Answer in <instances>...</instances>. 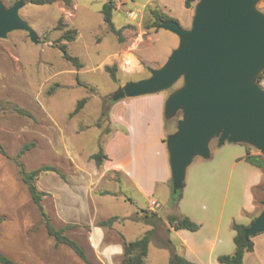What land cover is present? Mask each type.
<instances>
[{"label":"rangeland","instance_id":"rangeland-1","mask_svg":"<svg viewBox=\"0 0 264 264\" xmlns=\"http://www.w3.org/2000/svg\"><path fill=\"white\" fill-rule=\"evenodd\" d=\"M0 1L9 8L18 0ZM115 1L113 22L117 29H122L123 42L109 31L103 20L101 11L108 0H74L69 8L61 1L43 6L25 1L19 14L34 31L35 40L27 31L12 32L6 39L0 40V144L11 158H15L23 146L35 144L20 159L27 172L42 166H54L59 170L60 174H41L36 185L39 191L46 193L42 203L54 227L65 229L67 236L81 242L88 236L86 220L81 219L86 215V156L95 154L99 145L104 147L114 130L120 129L119 124L110 121V115L113 106L125 99L113 101L112 97L121 86L146 79L151 69L161 67L167 60L163 59L169 46L176 44L178 39L161 28L157 33H154L157 30L145 29L150 22V9L161 7L164 12L166 3L162 0ZM180 1L173 2L182 22L184 9ZM195 6L196 3L193 15ZM256 8L264 13V0ZM130 12H135L137 19L132 20L128 15ZM61 18L65 26L57 30ZM181 26L189 29L191 23L183 21ZM67 30L77 31L76 40L72 43L61 40ZM61 44H67L68 54L79 59L81 68L64 58L58 48ZM114 65L117 66V81L112 80L105 70L107 66ZM182 84L183 80L164 93L170 95ZM82 99H87V103L72 116ZM14 107L28 111L31 117L19 115ZM104 111L106 114H103ZM182 116V112H178L167 121L165 138L176 131ZM147 134L153 136L151 130ZM216 146V139L210 142L211 156L222 149ZM251 149L252 153L261 155L260 151ZM193 167H189L187 172ZM189 183L188 179L184 189L178 193L189 192ZM263 188L264 181L260 191L255 192L258 214L262 210L260 200L264 199ZM104 189L119 193L95 198L94 206L105 207L100 208V215L104 218L133 216L134 220L121 227L128 240L138 239L152 229L143 212L148 208L149 199L133 189L116 187L109 182H104ZM213 189L211 197L213 202H217L218 210L238 203L237 200L231 206L234 201H229L233 196L229 189L226 191L221 186ZM205 191H195L194 199L205 201V198L198 197L205 196ZM156 196H161L158 212L161 206L167 212L173 210L176 202L173 200L172 184L171 193L158 192ZM208 205L201 202L199 206L204 210ZM161 214L165 216L164 212ZM0 218V251L17 263L84 264L69 248L56 246L54 239L48 236L41 214L33 204L18 168L1 154ZM113 224L119 226L116 222ZM165 236L166 228L163 227L152 239L160 245L158 239ZM259 237H264V232L253 236V239ZM163 253L166 252L153 242L150 244L153 264H163Z\"/></svg>","mask_w":264,"mask_h":264},{"label":"water","instance_id":"water-1","mask_svg":"<svg viewBox=\"0 0 264 264\" xmlns=\"http://www.w3.org/2000/svg\"><path fill=\"white\" fill-rule=\"evenodd\" d=\"M261 0H198L191 27L163 21L160 28L178 37L159 68L146 79L128 82L113 95V101L166 92L183 80L182 87L168 95L164 117L178 112L182 119L166 138L173 194L182 191L188 168L197 157L209 159L210 142L245 144L264 157V89L258 78L264 72V13ZM24 0L7 8L0 1V40L15 31L35 33L19 14ZM264 191V188H263ZM262 210L245 231L249 239L264 232Z\"/></svg>","mask_w":264,"mask_h":264},{"label":"crops","instance_id":"crops-1","mask_svg":"<svg viewBox=\"0 0 264 264\" xmlns=\"http://www.w3.org/2000/svg\"><path fill=\"white\" fill-rule=\"evenodd\" d=\"M173 1L175 0H162L166 3L162 6L166 14L180 22L181 14L175 11ZM180 3H183L184 9L180 25L183 21L186 24L192 23V10L185 7V0H181ZM177 45L178 39L176 44L169 46L168 54L166 53L163 60L169 57ZM167 98L168 95L163 92L125 99L123 103L113 106L110 121L119 124L120 129L116 128L104 144L108 160L98 167L91 160L92 155L86 156V215L84 214L81 219L86 220L88 236L84 242L76 241L85 252L89 249L86 253L92 264H121L124 242L134 241L128 240L121 229L128 221L134 220L133 216H113L118 217L116 220L118 227L114 224L111 227L98 226L99 222L107 221L112 217L104 218L100 215V208L103 209L104 206L95 207V198L110 195L104 193L113 195L119 193L105 190L104 182L138 192L150 200L147 211L157 213L164 220L171 216H186L199 224L200 229L196 232L174 230L164 226L166 236L161 238L169 239L175 253L195 264H221L218 261L219 256L232 255L235 250L233 224L248 226L252 219L259 215L254 188L262 186L264 171L245 161L247 146L244 144L220 146L222 149L217 155L209 159L197 158L190 166V168L194 166L192 171L187 172L186 182L189 179V192L184 191L181 200L176 203L172 211L167 212L166 208L161 206L158 212L157 206L160 204L161 196L157 197L156 194L165 191L171 193V170L165 138L167 120L164 117ZM150 130L152 137L147 134ZM217 186L224 187L226 191L229 189L233 193L229 201L231 203L234 201L231 205L233 206L238 200L236 206L222 207L218 210L217 202H213L214 198L212 200L211 197V194H214L213 188ZM205 189V196L198 195L200 198H205V201L194 199L195 191L203 192ZM152 201H156L155 207H151ZM201 202H207L208 207L201 209L199 206ZM163 212L165 216H162ZM152 242L166 252L163 253L162 260L163 264H168L170 250L156 244L153 239L150 244ZM253 242L254 250L245 254L244 264H264V237L256 240L254 238ZM151 261L149 246L146 264H153Z\"/></svg>","mask_w":264,"mask_h":264},{"label":"trees","instance_id":"trees-1","mask_svg":"<svg viewBox=\"0 0 264 264\" xmlns=\"http://www.w3.org/2000/svg\"><path fill=\"white\" fill-rule=\"evenodd\" d=\"M27 3L34 4V5H50L56 2H63V4L66 7H71L74 3V0H25ZM198 3V0H185V7L187 9L192 10L194 4ZM116 11V1L115 0H108L107 3L104 4L102 8V16L105 24L108 26L109 31L114 34L120 42L124 41V37L122 35V29H117L115 27V24L113 22V14ZM150 22L145 25L146 30H159L160 24L163 21H175L178 22V20L174 19L173 17L169 16L165 12L161 11L159 7H154L150 9ZM65 26V23L63 19L61 18L58 21V25L56 27L57 30H62ZM184 28V27H183ZM77 37V31L76 30H67L61 37V40H65L67 42H74ZM64 54V58L76 65L78 68H81L82 65L79 62L78 58L72 57L67 52V44H61L58 47ZM106 72L110 75L112 80L117 81V66L114 65L113 67L107 66L105 68ZM87 103V99H82L78 102L75 110L71 114L72 116L77 114L84 106V104ZM14 111L18 113L21 116H28L31 117V113H29L26 110L20 109L18 107H14ZM103 114H106L104 111ZM34 143L25 145L22 147V149L19 151L17 156L15 158H11L8 156L5 148L0 144V154L8 159L14 162L16 167L18 168V172L20 175V178L22 182L27 186L29 195L31 197V200L33 204L37 207L38 211L41 214V217L43 219L47 234L49 237L53 238L55 241L56 246H65L69 248L77 257L78 259L84 263V264H92V262L89 260L85 250L83 247L74 239L70 238L65 234V229H57L54 227V225L51 222V219L47 212L45 211V208L43 206V197L46 195V193L39 191L36 180L37 178L46 172H56L59 173V170L54 166H42L41 168H38L37 170H34L32 172H27L25 170L23 162L20 160L23 155L28 152L32 146H34ZM247 153L245 156V161L251 164L252 166H255L262 171H264V158L262 155L257 153L251 152V147L247 146ZM91 160L95 162V164L100 167L106 160H108V156L105 153L103 145H99L98 151L93 154L91 157ZM60 174V173H59ZM256 190H259L258 188H254V195L256 197ZM104 194H111L112 193H104ZM183 193H177L173 194V200L178 203L182 198ZM262 200H260L261 203ZM145 214V218L147 219V224L151 226L152 229L148 230L144 236L134 240L124 242V254L121 264H146L148 253H149V246L150 241L152 240L153 236L164 226H169V228H173L174 230H188L191 232H196L200 229V225L192 221L189 217L186 216H171L168 217L166 220L161 218L157 213L155 212H149L147 210L143 211ZM118 217H112L108 219L107 221H101L98 223V226L100 227H111ZM255 218L252 219V222ZM2 221V218H0V223ZM251 222V223H252ZM250 225H242L238 223H234L232 228L235 232L234 236V246L235 250L232 255H223L219 256L218 261L221 264H244V257L246 253H251L254 250V242L253 237L251 236L249 239L245 238V231ZM70 228V227H66ZM160 245L166 247L170 250V258L168 264H195L184 257L178 255L174 252L171 241L159 239ZM0 264H19L14 259L9 257L8 255L2 253L0 251Z\"/></svg>","mask_w":264,"mask_h":264},{"label":"built area","instance_id":"built-area-1","mask_svg":"<svg viewBox=\"0 0 264 264\" xmlns=\"http://www.w3.org/2000/svg\"><path fill=\"white\" fill-rule=\"evenodd\" d=\"M129 17L132 19V20H135L137 19V14L135 12H130L129 14ZM258 83L259 85L264 89V72L261 73L260 75V79L258 80ZM156 201H152L151 202V207H155L156 206Z\"/></svg>","mask_w":264,"mask_h":264}]
</instances>
